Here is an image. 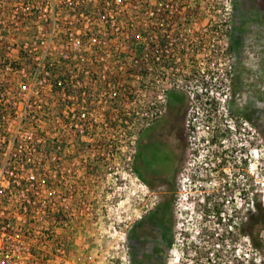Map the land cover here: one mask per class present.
I'll list each match as a JSON object with an SVG mask.
<instances>
[{"label":"built area","instance_id":"built-area-1","mask_svg":"<svg viewBox=\"0 0 264 264\" xmlns=\"http://www.w3.org/2000/svg\"><path fill=\"white\" fill-rule=\"evenodd\" d=\"M187 6L185 0H0V264L80 260L79 151L89 159L95 147L110 158L114 147L122 149L112 130L126 137L130 129L139 132L166 110L172 89L191 83ZM146 88L153 95L145 97ZM201 157L188 191L198 201L221 161L219 154ZM223 194L226 210L206 215L219 213L218 224L233 231L243 195ZM198 235L199 228L191 230L190 238Z\"/></svg>","mask_w":264,"mask_h":264},{"label":"rangeland","instance_id":"rangeland-1","mask_svg":"<svg viewBox=\"0 0 264 264\" xmlns=\"http://www.w3.org/2000/svg\"><path fill=\"white\" fill-rule=\"evenodd\" d=\"M191 3V83L171 90L174 97L169 95L158 120L166 116L168 123L182 125L191 152L198 155L184 163L171 186H151L138 176L134 164L138 130H128L127 137L124 130H112L114 143L122 146L114 147L108 158L112 196L96 200L95 215H81V258L71 257L64 264H264V0ZM144 90L145 97L147 92L153 95L151 89ZM177 94L188 96L184 115ZM242 130L256 131V147L247 164L231 151L242 140ZM222 148L228 155L222 154ZM204 154H219L221 161L218 165L212 158L218 167L204 181L205 200L198 201L188 193L189 181ZM97 158L105 155L97 152ZM170 160L153 163L158 175L172 171ZM227 171L233 174L231 182ZM101 176L105 177L104 166ZM224 191L243 195L234 206L239 240L226 222L218 224L219 213L206 215L210 210H226ZM197 228L200 235L190 238Z\"/></svg>","mask_w":264,"mask_h":264},{"label":"flooded vegetation","instance_id":"flooded-vegetation-1","mask_svg":"<svg viewBox=\"0 0 264 264\" xmlns=\"http://www.w3.org/2000/svg\"><path fill=\"white\" fill-rule=\"evenodd\" d=\"M188 11L191 13V0H185ZM190 19H192L190 15ZM234 33L236 32L234 26ZM237 37V36H236ZM235 39L232 42V46L236 47ZM189 49L191 50V40L188 41ZM191 56V53H190ZM191 62V61H190ZM238 76V75H237ZM236 78V83H237ZM191 80V76H190ZM188 81V80H185ZM183 81L185 84L187 82ZM181 101H183L182 112L183 115L188 109L187 102L189 101L188 96L181 95ZM185 111V112H184ZM167 117L164 116L162 119H155L148 124L141 127L137 135V148L135 151L134 164L136 172L139 177L148 181L151 186H171L175 180L178 178V172L183 168L184 163L190 159L191 156H197L198 152H191L189 147V142L187 138V131L184 130L182 125H177L174 123H168ZM168 125L167 127L164 126ZM241 136V141H239L236 148L231 150L234 154L233 157L243 158L242 162L247 164L252 160V152L256 147V136L255 130H242L239 131ZM249 135V139L246 136ZM254 135V136H253ZM246 141L249 143L246 144ZM223 143V142H222ZM241 145V146H240ZM224 146V145H222ZM225 147V146H224ZM92 153H90L89 159H82L81 152L79 151V160L76 167V177H75V204L78 210V220L80 221L81 214H93L96 213V200L98 198H111L112 196V166L108 162V157L105 159L97 158L95 147L91 148ZM228 155V151H224L222 148V154ZM223 154V155H224ZM160 159H171L173 169L167 175H158L153 168V163ZM103 162H102V161ZM105 177L102 178L101 172L103 171ZM99 173V174H98ZM104 182V185L102 184ZM103 188L102 192L100 189ZM253 206L255 207V201H253ZM166 211L164 210L163 213ZM167 213V212H166ZM165 213V214H166ZM238 230V231H237ZM234 237L239 240V227L234 228ZM161 246V244H160ZM162 246L159 248V253H163Z\"/></svg>","mask_w":264,"mask_h":264},{"label":"trees","instance_id":"trees-1","mask_svg":"<svg viewBox=\"0 0 264 264\" xmlns=\"http://www.w3.org/2000/svg\"><path fill=\"white\" fill-rule=\"evenodd\" d=\"M174 94H175L174 91L170 92V95L173 96V97H174ZM177 97H180V96L177 94Z\"/></svg>","mask_w":264,"mask_h":264}]
</instances>
